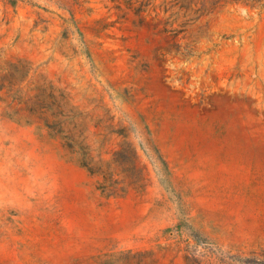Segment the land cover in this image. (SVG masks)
Returning <instances> with one entry per match:
<instances>
[{
  "label": "rangeland",
  "instance_id": "rangeland-1",
  "mask_svg": "<svg viewBox=\"0 0 264 264\" xmlns=\"http://www.w3.org/2000/svg\"><path fill=\"white\" fill-rule=\"evenodd\" d=\"M0 264H264V0H0Z\"/></svg>",
  "mask_w": 264,
  "mask_h": 264
}]
</instances>
